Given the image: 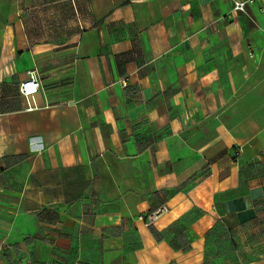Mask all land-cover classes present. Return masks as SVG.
<instances>
[{
  "label": "crops",
  "instance_id": "obj_1",
  "mask_svg": "<svg viewBox=\"0 0 264 264\" xmlns=\"http://www.w3.org/2000/svg\"><path fill=\"white\" fill-rule=\"evenodd\" d=\"M233 3L0 0V264H264V0Z\"/></svg>",
  "mask_w": 264,
  "mask_h": 264
},
{
  "label": "built area",
  "instance_id": "obj_2",
  "mask_svg": "<svg viewBox=\"0 0 264 264\" xmlns=\"http://www.w3.org/2000/svg\"><path fill=\"white\" fill-rule=\"evenodd\" d=\"M259 0H234L233 11L237 13H246L249 6L256 3ZM29 77L24 81L19 88L21 96L28 103V110H32L35 105L32 104L34 97L42 90L40 74L37 71H32L28 73ZM167 207H161L154 211L146 218L148 220V225H151L154 220H156L160 215L167 213Z\"/></svg>",
  "mask_w": 264,
  "mask_h": 264
},
{
  "label": "rangeland",
  "instance_id": "obj_3",
  "mask_svg": "<svg viewBox=\"0 0 264 264\" xmlns=\"http://www.w3.org/2000/svg\"><path fill=\"white\" fill-rule=\"evenodd\" d=\"M258 233H259L261 236H264V228H260V229H258Z\"/></svg>",
  "mask_w": 264,
  "mask_h": 264
}]
</instances>
